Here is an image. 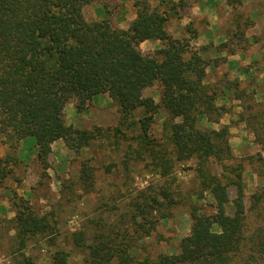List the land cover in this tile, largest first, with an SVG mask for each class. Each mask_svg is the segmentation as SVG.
Returning <instances> with one entry per match:
<instances>
[{"label":"trees","instance_id":"16d2710c","mask_svg":"<svg viewBox=\"0 0 264 264\" xmlns=\"http://www.w3.org/2000/svg\"><path fill=\"white\" fill-rule=\"evenodd\" d=\"M231 1L236 16L226 40L217 46L195 47L193 26L187 25L178 39L166 30L170 19L186 12L183 0L160 1L157 7L148 0H134L136 18L126 29L84 13L94 2L109 13L107 0H0V136L10 152L31 137L43 169L48 168L51 145L57 140L79 155L103 133L100 128L80 130L66 125L64 108L72 104L81 115L95 96L107 95L119 108L120 125L138 111L144 132L162 111L175 161H195L199 189L194 196L199 201L209 192L212 197L208 205L212 213L205 214L203 207L192 208L190 232L180 240L179 253L137 258L135 244L142 235L149 237L158 221L168 216L164 201L167 207L175 203L165 187L142 193L113 224L102 223L99 230H89V244L84 242L87 231L80 233L76 246L83 250V264H231L235 257L250 264L264 260V187L248 198L247 205L243 180L245 164L263 178L262 154L234 157L229 125L219 130L199 128L203 117L219 123L228 110L217 107L216 101L233 91L242 104L237 123L248 125L264 151V104L245 107L246 94L237 93L236 83H204L207 68L218 65L209 61L210 54L242 55L246 49L245 31L251 22L237 7L240 0ZM145 41H159L162 47L142 52L140 45ZM154 86L159 87L158 103L143 95ZM113 132L115 137L120 128ZM254 163L256 168H252ZM214 164L221 168L219 174L211 173ZM81 167V183L91 188L92 170L85 163ZM231 187L235 189L232 200ZM229 204L232 215L226 213ZM15 212L20 249L29 240L54 233V223L35 214L28 201L19 199ZM253 221L257 225L252 226ZM23 261L32 264L27 258ZM51 264L76 263L69 262V253L59 250L52 254Z\"/></svg>","mask_w":264,"mask_h":264},{"label":"rangeland","instance_id":"374dc122","mask_svg":"<svg viewBox=\"0 0 264 264\" xmlns=\"http://www.w3.org/2000/svg\"><path fill=\"white\" fill-rule=\"evenodd\" d=\"M107 1L109 13L104 10L108 15L104 17V20L109 19L114 27L124 26L125 20L122 21L120 18L121 6L115 0ZM132 1L134 2V0ZM99 5L95 2L87 5L84 8L86 16H96L95 9ZM228 13L230 19L229 17L227 19L229 20L234 18L233 15L236 16L234 11ZM241 13L247 15L245 12ZM253 25L251 23V26L246 29L249 30L250 36L244 43L245 51L238 57L240 61L232 62L233 64L227 66L226 58H220L218 54H210L209 61L216 62L218 65L207 68L204 81L208 85L236 83L237 93L244 91L246 94V101L243 103L245 107L250 104H264V25L260 26L257 33V30L253 31ZM231 93L216 101L217 107H224L225 110H228L219 123L210 122L206 117H203L200 120L199 128L219 130L222 126L229 125L228 141L232 153L237 159L241 157L246 159L256 153L253 150L252 153L243 149L237 150L240 135L237 131V115L242 112V104L234 98V92ZM143 95L151 97L158 103L159 87L148 88ZM233 100L238 103L233 104ZM234 107L239 109H236L238 113L233 119L231 114ZM66 114H68V118L65 119V123L67 121L73 126L74 122L72 121L77 120L78 126L74 125V128L79 126L82 127L81 130L100 128L103 134L79 155H75L71 151V159L59 158L57 162L52 159L51 150L46 169H43L37 162V148L35 160L29 168L27 166L29 169L27 172L23 170L21 164H16V182L19 179H21L19 184L24 179L25 182L28 181L31 190L34 191V198L28 200L16 193V198L13 200L14 212L19 199L28 201L35 214L45 215L49 217L51 223H54L52 224L54 233L46 236L47 238L38 237L29 240L26 247L20 249L16 241L13 222L16 212L10 220L4 216L0 220V264H24V258L29 259L32 264H51L52 254L59 250L69 253L70 263L83 264L85 258L83 250L76 246V238L80 237V233L87 231L84 242L89 244L91 238L89 230H99L102 223L106 226L113 224L121 214L132 208V204L141 198L142 193L147 195L158 191L160 187H165L175 203L167 207L166 200L164 201V213H168L167 218L158 221L149 237L142 235L138 243L135 244V257L155 258L159 255L179 253L180 240L190 232L189 215L192 208L194 206L203 207L205 214L212 213L213 210L208 206L212 202V197L209 192L204 193L199 201L194 196L199 189L194 171L195 161L188 160L181 163L175 161L171 142L164 132L162 111L157 113L146 132L139 124L141 113L138 111L129 119L123 120L120 125L122 119L119 108L107 95L95 96L81 115L73 112V118H71L70 113ZM82 116L84 121L80 120ZM242 125L244 127L242 138L246 145L251 149L258 146L260 153L264 154L261 146L256 144L255 135L248 125L247 127L245 124ZM117 127L120 128V132L114 137L113 131ZM231 129H234L232 133H230ZM106 132H108V137L104 134ZM30 141L32 144L27 143L25 146L27 158L34 154L35 141L33 138H30ZM82 163L92 170L91 188L81 183ZM245 165L243 172L244 194L248 205V198L258 188L264 187V175L263 178H258L250 170V167ZM257 166L258 164L254 163L252 168ZM220 171L221 168L218 165L211 166L212 174H219ZM251 174L255 176L256 181H259V183L256 182L258 185L255 187V183L250 179ZM228 194L231 200L235 197L234 187L229 188ZM232 212L231 204L227 205L226 213L232 215ZM255 225L257 223L253 221L252 226ZM213 230L218 231L215 227ZM244 260L242 257H235L231 264H245ZM250 264H264V260Z\"/></svg>","mask_w":264,"mask_h":264},{"label":"crops","instance_id":"0c3cea01","mask_svg":"<svg viewBox=\"0 0 264 264\" xmlns=\"http://www.w3.org/2000/svg\"><path fill=\"white\" fill-rule=\"evenodd\" d=\"M160 1H171L178 2L180 0H148V3L152 7H157L160 5ZM187 3L188 8H186V12H181L179 18L170 19L167 24V33L173 38H181L183 34V30L187 25H191L197 32L196 39L193 41V45L196 47H205L209 45L217 46L218 44L224 42L226 40L227 31L230 29L231 20L229 13L233 9V2L230 0H183ZM120 6V18L121 20H125V25L121 26V29H126L128 24L132 22L136 18V10L134 9V2L132 0L119 1L115 0ZM241 5L237 6L241 12H245L244 18H249L250 22L253 23V31L260 30V26L264 25V0H240ZM96 16H92L96 20H104V17L108 15L105 13L103 7L99 5L95 9ZM227 12L225 15H223ZM229 17V19H227ZM198 25V26H197ZM200 25V26H199ZM249 31V30H248ZM248 31H245V38L249 39L250 34ZM254 33V34H256ZM162 44L159 41H145L140 45V49L142 52H149L160 49ZM220 58H226V65L230 66L233 64L232 62H238L239 56L241 54L237 53L235 55L227 56L225 53L218 54ZM215 70V69H214ZM228 95V94H227ZM223 99V98H222ZM233 104H237L235 100L232 101ZM238 107H234L232 109L231 117L234 119L238 111L236 112ZM70 113V117L73 118V112L75 113L74 107L72 104L66 105L64 108L65 119L67 120L68 114ZM76 116V115H75ZM229 117V116H228ZM81 121H84L83 116L80 117ZM72 125L78 126L77 120ZM67 125L69 122L66 121ZM237 131L240 134L238 138L237 150H246L252 153L260 152L258 150V146H254L252 149L246 145L242 136L243 133V125L238 124ZM78 129H82V127H77ZM234 129L230 130V133L233 132ZM31 138V137H30ZM30 138H25L21 140L18 144V148L15 152H10V148L8 144L4 143V138L0 136V220L6 216L7 220H10L14 216V207L13 200L16 198V193L18 196L24 197L25 199L32 200L33 192L31 190V185L29 182H25L22 180L21 184L16 182V164H21L23 166V170L27 172L28 168L32 165L35 160L36 154V146L34 145V154L27 158L25 156V146L27 143L32 144ZM230 143V142H229ZM52 150V159L58 162L59 158H67L71 159L72 152L66 148L62 140H57L51 145ZM263 162H264V154ZM28 166V168H27ZM27 174V173H25ZM250 174V173H249ZM250 179L255 183L254 187L258 185L259 181L255 180V176L253 174L250 175ZM258 182V183H256ZM19 184V185H17Z\"/></svg>","mask_w":264,"mask_h":264}]
</instances>
